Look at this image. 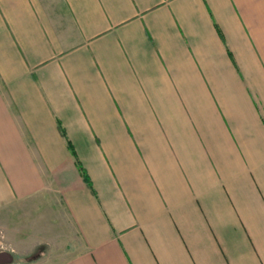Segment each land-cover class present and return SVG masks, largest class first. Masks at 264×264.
Listing matches in <instances>:
<instances>
[{
    "label": "crops",
    "instance_id": "1",
    "mask_svg": "<svg viewBox=\"0 0 264 264\" xmlns=\"http://www.w3.org/2000/svg\"><path fill=\"white\" fill-rule=\"evenodd\" d=\"M41 204L36 264H264V0H0V216Z\"/></svg>",
    "mask_w": 264,
    "mask_h": 264
},
{
    "label": "rangeland",
    "instance_id": "2",
    "mask_svg": "<svg viewBox=\"0 0 264 264\" xmlns=\"http://www.w3.org/2000/svg\"><path fill=\"white\" fill-rule=\"evenodd\" d=\"M38 207L25 214L18 210L0 216V264H36L64 250L57 235L67 228L45 204Z\"/></svg>",
    "mask_w": 264,
    "mask_h": 264
},
{
    "label": "trees",
    "instance_id": "3",
    "mask_svg": "<svg viewBox=\"0 0 264 264\" xmlns=\"http://www.w3.org/2000/svg\"><path fill=\"white\" fill-rule=\"evenodd\" d=\"M69 148H70V150H71V152L74 154V155H76V153H75V150H74V148L72 147V144L71 143H69ZM78 160V159H77ZM79 161V160H78ZM80 162V161H79ZM80 168L83 170V166H80ZM84 172V171H83ZM84 177H85V180H86V182L88 183V185L92 188L93 187V185H92V181L90 180V178L88 177V175L86 174V173H84Z\"/></svg>",
    "mask_w": 264,
    "mask_h": 264
}]
</instances>
